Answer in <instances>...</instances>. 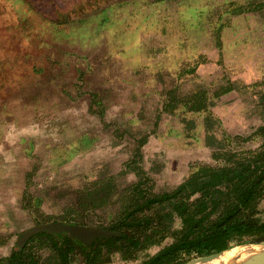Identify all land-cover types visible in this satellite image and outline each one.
<instances>
[{
    "label": "rangeland",
    "instance_id": "rangeland-1",
    "mask_svg": "<svg viewBox=\"0 0 264 264\" xmlns=\"http://www.w3.org/2000/svg\"><path fill=\"white\" fill-rule=\"evenodd\" d=\"M196 91L221 120L219 139L264 124V0H0V239L17 244L46 217L104 228L140 179L161 192L194 163L218 165L207 111L184 105ZM110 177L114 197L83 209L82 191ZM161 247L101 264H140ZM84 261L78 252L71 264Z\"/></svg>",
    "mask_w": 264,
    "mask_h": 264
},
{
    "label": "trees",
    "instance_id": "trees-1",
    "mask_svg": "<svg viewBox=\"0 0 264 264\" xmlns=\"http://www.w3.org/2000/svg\"><path fill=\"white\" fill-rule=\"evenodd\" d=\"M256 4L249 3L246 10L258 8L262 2ZM232 90L227 87L221 93ZM203 93L194 92L184 105L189 111H207L205 144L212 148L218 165L194 163L181 183L161 192H153L140 179L127 189L122 207L104 227L110 234L96 238L90 245L68 232L43 231L24 246L16 244L8 257L0 258V264H71L78 252L84 254L85 264H101L112 253L121 252L123 257L132 258L152 246L162 247L140 264H183L264 235V220L260 217V203L264 200V124L249 137L237 134L219 139L214 131L221 120L209 110ZM252 136L262 138L256 149L230 145L235 139L245 141ZM148 138L145 134L138 139L128 166L141 160ZM113 189L111 177L98 180L82 191L84 196H80L79 203L89 206L83 209L108 204L114 197ZM66 218L62 221L81 223ZM47 219L43 223L57 220ZM35 246L48 249L50 255L43 259L33 251Z\"/></svg>",
    "mask_w": 264,
    "mask_h": 264
},
{
    "label": "water",
    "instance_id": "water-1",
    "mask_svg": "<svg viewBox=\"0 0 264 264\" xmlns=\"http://www.w3.org/2000/svg\"><path fill=\"white\" fill-rule=\"evenodd\" d=\"M43 231H51L54 233L68 232L76 239L88 245L92 244V242L96 238L110 234V232L104 228H98L94 226L75 224V223H66L63 221H53V222L36 225L27 229L26 231H24L22 236H20L19 239L17 240V245L24 246L32 236ZM256 242L263 243L264 235L256 238ZM224 252L225 251L214 253L212 255H208L196 260H192L185 264H198V262H202V263L211 262L212 264V261L220 257Z\"/></svg>",
    "mask_w": 264,
    "mask_h": 264
},
{
    "label": "bare ground",
    "instance_id": "bare-ground-1",
    "mask_svg": "<svg viewBox=\"0 0 264 264\" xmlns=\"http://www.w3.org/2000/svg\"><path fill=\"white\" fill-rule=\"evenodd\" d=\"M212 264H264V245L244 244L225 251Z\"/></svg>",
    "mask_w": 264,
    "mask_h": 264
},
{
    "label": "crops",
    "instance_id": "crops-1",
    "mask_svg": "<svg viewBox=\"0 0 264 264\" xmlns=\"http://www.w3.org/2000/svg\"><path fill=\"white\" fill-rule=\"evenodd\" d=\"M22 234L20 236H22ZM1 236H3V233H0V237ZM15 247H16V234L14 236V239L13 238H10V239H8L7 242H4L2 239H0V258L8 257L12 253V251H13V249ZM4 264H6V263H4Z\"/></svg>",
    "mask_w": 264,
    "mask_h": 264
}]
</instances>
